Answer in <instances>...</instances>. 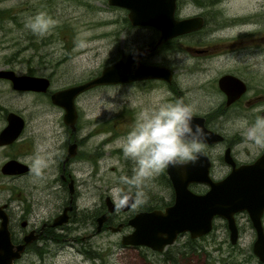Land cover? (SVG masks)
<instances>
[{
    "label": "rangeland",
    "instance_id": "1",
    "mask_svg": "<svg viewBox=\"0 0 264 264\" xmlns=\"http://www.w3.org/2000/svg\"><path fill=\"white\" fill-rule=\"evenodd\" d=\"M201 1L207 0H179V13L192 14L200 11L206 7V4L197 3ZM209 1L220 9L222 21L232 17H239L241 20L240 24H236L241 26L234 25L231 20L232 28L223 32L232 34L237 29L242 31L246 28H258L264 34V0ZM39 12L46 13L56 21L55 27L44 36L33 35L24 26L28 17ZM125 13V8L112 6L107 0H0V67L12 68L18 73L29 71L48 76L51 80L50 90L92 77L103 66L114 62L120 51L150 40L151 30L129 26L125 21ZM198 36L199 33L190 37ZM190 37L186 36L185 39ZM177 53H183L184 57L189 55L183 46L173 54L161 51L158 54L165 55L163 61L169 65L174 61H181L177 58ZM259 53L264 51L257 52ZM192 60L194 58H190ZM186 81L189 80L182 82ZM145 96L140 83L99 85L77 96L80 127L77 137H80L81 160L74 163L72 170L80 193L75 209L77 222L76 219L67 221V228L59 229L40 248L26 251L15 264L256 262L254 259L246 260L247 257L238 254L236 249V246H240L246 253L249 252L247 237L239 240V245H230L227 240L219 239L218 233L217 236L210 233L204 238L196 239L192 251L187 252H184V243L179 238L169 246L173 248L175 255L166 259L163 255L168 256L169 251L152 252L143 246L121 244V231L105 229L93 233V216L103 204L104 196L111 194L114 186L125 187L120 185L121 177L132 174L133 162L124 157L122 140L133 127L131 117L129 122L124 119L123 109L128 107L134 110L138 118L143 111L141 103ZM159 96L160 104L171 103L162 86ZM148 97L152 103V94ZM16 109L29 120L30 125L25 134V138L29 139L26 140L30 142L33 139L35 146L42 148L50 168L43 177L24 175L14 179L0 172V203H11L10 211L19 215L20 209H25L31 203L33 191L35 198L43 201L37 205L41 210L39 213L47 215L48 209L61 204L66 192L61 191L54 181L59 176L54 157L61 154V149L58 148V151L56 147L63 141V110L54 106L48 96L16 92L7 80L0 78V128L5 123V112ZM22 142L13 147H0V165L15 152L14 147H23ZM52 162L55 165L52 166ZM39 178L43 179L42 183ZM151 180L152 178L146 182L145 192L153 187ZM155 188L164 191V182L160 180ZM117 216L123 218L124 214L118 213ZM129 229V225H124L122 230Z\"/></svg>",
    "mask_w": 264,
    "mask_h": 264
},
{
    "label": "flooded vegetation",
    "instance_id": "2",
    "mask_svg": "<svg viewBox=\"0 0 264 264\" xmlns=\"http://www.w3.org/2000/svg\"><path fill=\"white\" fill-rule=\"evenodd\" d=\"M178 1L179 0H175L174 18L199 15L201 16L202 24L197 29L168 37L158 43V29L151 25H131L125 13V21L129 26L148 28L151 30L152 34L150 35L149 41L128 48L123 52L131 51L137 47H147V53L141 56L139 61L146 65H161L168 68L170 71L169 80L147 77L136 79L135 81L130 80L122 82L121 84H141L142 90L146 93L141 103L143 110L160 105L161 99L159 94L161 86L163 87V91L167 93L166 97L169 102L172 103L178 99H182L186 104L194 106V116L197 119L196 123L204 127L207 134L205 148L199 162L203 160L202 157H206L208 160L207 173L212 181L223 179L232 169L239 168L242 165L255 164L254 172L259 173V175H255L252 178L239 179V186L242 189L235 194V198L231 201L233 193H230L228 195V200L222 199L221 202L226 200L229 204H233L234 201H237L242 202L244 206L241 208H232L231 211H224V213L220 212L218 214H213L211 217V227L205 234L193 237L190 236L188 231L178 232L173 241L164 245L161 250H153L144 245L131 246H143L152 252L166 253L169 251L170 254L168 256H163L166 259H170L175 254L173 253V248L169 246L175 243L179 238H182L183 245L186 249L184 252H187L192 251L194 247L193 242H196V239H199V237L204 238L210 233H213V235L215 233V236H217L218 233L219 239H223V241L227 240L230 245H239L238 241L247 237L249 239V252L246 253L240 246H236L238 254L241 253L245 255L248 261L252 259L256 260L253 264H264V260H260L253 252V243L257 236L258 228L264 237V149L256 148L250 142L246 141L244 130L237 127V122L239 120L246 119L251 122L258 116H264V68H261V65L264 64V60L257 58V52L264 51V34H262L261 30L258 31V28H246L242 31L237 29L232 34L223 32L225 29L232 28L231 20L234 21V25L240 24V18L232 17L231 19L227 18L225 21H222L220 9L214 7V2H210L209 0L197 2L198 4H206V7L198 12L180 14L177 6ZM209 5L211 6L208 7ZM198 33L200 36L196 38L190 37ZM186 36L190 37L187 39L188 41L185 39ZM158 44L160 45L158 46ZM181 46L189 52V55L184 57L185 61H174L168 65L163 61V56L165 55L158 54L159 51L173 54V52H178ZM231 57L235 58L237 61H234ZM190 58H194V60L190 61ZM25 73L35 74L29 71ZM185 74L186 77H188L186 79ZM2 79L7 80L12 86L9 79ZM187 79L189 80L188 82H182ZM13 89L16 92L44 94L49 98L53 91L49 88L46 91ZM149 94H152V103L149 101ZM52 104L61 108L54 103ZM9 111L10 110H7L5 113L7 114ZM13 111H16L24 118L23 126L16 139L0 147H13L17 143L23 141V147H14L15 152H13L9 158H15L26 163L28 169L23 173L9 176L14 179L24 175L37 176L32 171V161L36 156L44 157L42 148L39 149L36 147L33 139L30 138L32 140L30 142L26 140L29 139L25 138L27 127L30 125L29 120L19 110L16 109ZM63 113V141L60 146L56 147V150H58V148L61 149V154H56L54 157L56 159V167L59 171V176L55 177L54 181L58 183L61 191H66L64 192V199L61 204L52 206L51 210L48 209L47 215H44L43 212L39 213L41 210L38 209L37 205L43 203V201L35 198L33 191H31V203L25 209L21 208L19 215L12 213V210L10 211L11 203H0V205L6 203L5 210L8 214V228L11 232L13 243H22L24 237L29 235L30 241L25 245L22 255L26 251L40 248L46 243L47 239L53 238L59 229L67 228V221L70 222L76 219V200L80 193L72 170L74 168V163L81 160L80 137H77V134L80 132L78 123L79 113L77 110L78 115L73 127L64 122ZM6 114L5 123L0 130L7 124ZM123 115L126 122H129L131 117V124L132 127H134L137 122L134 110L124 107ZM73 143L75 145L71 151L72 153L67 157L69 152L68 149ZM23 153L29 154V156H24ZM51 164L52 166L55 165L53 162ZM49 168L50 163L43 169L40 176H45L46 170ZM39 179L42 183L43 179ZM248 179L252 180L253 183H247ZM160 180L164 182V191H161L160 188H155ZM151 181L153 187H150V191L146 192L147 202L137 208L129 207L120 212H116L111 194H106L103 204L100 205L99 210L96 212L97 214L93 216L95 223L93 233L104 231L105 229L111 231L109 228L110 225L121 223L118 231H112H121V235L131 230L130 225L128 231H123L122 229L124 225H128L127 220L136 213L151 211L153 209L163 210L170 205L174 200V189L166 174V169L160 175L153 177ZM39 184L40 183H37L36 185L40 186ZM44 186L45 183L42 188H44ZM187 188L196 193H205L209 190L210 185L207 182L189 181L187 183ZM107 197H109L112 202V210L107 212V219L103 222L101 229L98 231L96 229V218L101 213L107 211ZM67 206H69L66 210L67 220L53 225V220L59 214L64 213V209ZM55 207L57 208L55 209ZM118 213L124 214V217H118ZM229 222L231 223L230 225ZM256 222L257 225L255 224ZM176 251L179 250L176 248ZM18 259L15 260L14 264ZM231 263L243 264V262L240 261L239 263L231 261ZM219 264H230V262Z\"/></svg>",
    "mask_w": 264,
    "mask_h": 264
},
{
    "label": "water",
    "instance_id": "3",
    "mask_svg": "<svg viewBox=\"0 0 264 264\" xmlns=\"http://www.w3.org/2000/svg\"><path fill=\"white\" fill-rule=\"evenodd\" d=\"M107 2L110 5L125 8L131 25H151L158 29L157 43L168 37L197 29L202 24L199 15L174 18L175 0H107ZM147 51V47H137L128 52L121 51L116 60L103 66L98 74L53 90L50 100L63 109L64 122L71 127L74 126L78 115L76 97L90 88L147 77L169 80L170 71L168 68L161 65H146L139 61ZM0 78L9 79L15 89L46 91L50 87L48 76L18 73L12 68L0 67ZM6 120L7 124L0 130V146L16 139L24 123L22 115L13 110L6 114ZM196 120L194 116V124H197ZM74 145L73 143L69 147L67 157L72 153ZM202 158L203 160L195 166L166 169V174L174 189L173 202L163 210L141 211L129 218L127 224L131 226V230L119 236L121 244L144 245L153 250H161L164 245L173 241L178 232L188 231L193 237L203 235L211 227L213 214L224 213V211H231L232 208L244 206L242 202L234 201L233 204H229L226 200L221 201L222 199L228 200L230 193H233L231 201L235 198V194L242 189L239 186V179L259 175L254 172L255 164L234 168L223 179L212 181L207 173L208 160L206 157ZM27 169L26 163L15 158L5 160L0 166V171L7 175L20 174ZM189 181L207 182L210 188L205 193H196L187 188ZM249 182L252 180L248 179L247 183ZM106 203L107 211L96 218L98 231L107 219V212L112 210V202L109 197H107ZM5 206L6 203L0 205V264H14L15 260L21 257L30 238L29 235H26L22 243H13ZM68 207L64 209V213L59 214L53 220V225L67 220L66 210ZM255 224L257 225V222ZM120 226L121 223H118L110 225L109 228L111 231H118ZM253 252L260 260H264V237L259 228L253 243Z\"/></svg>",
    "mask_w": 264,
    "mask_h": 264
},
{
    "label": "clouds",
    "instance_id": "4",
    "mask_svg": "<svg viewBox=\"0 0 264 264\" xmlns=\"http://www.w3.org/2000/svg\"><path fill=\"white\" fill-rule=\"evenodd\" d=\"M55 25L56 21L44 12L30 16L24 22L25 28L36 36L46 35ZM177 58L183 61L184 54L177 53ZM257 58L264 60V53L257 54ZM193 118L194 106L182 99L147 108L139 114L136 124L122 140L123 155L133 162V168L131 176L121 177L120 185L125 187L117 185L111 189L116 212L145 204L146 182L165 169L199 163L207 134L200 124L193 123ZM237 127L244 130L246 141L264 149V116L251 122L239 120ZM47 166L44 157L36 156L32 161V171L37 176Z\"/></svg>",
    "mask_w": 264,
    "mask_h": 264
},
{
    "label": "bare ground",
    "instance_id": "5",
    "mask_svg": "<svg viewBox=\"0 0 264 264\" xmlns=\"http://www.w3.org/2000/svg\"><path fill=\"white\" fill-rule=\"evenodd\" d=\"M160 44H158V46H159ZM155 47H157V46H155ZM135 81V80H134ZM125 229V228H124ZM127 229V228H126Z\"/></svg>",
    "mask_w": 264,
    "mask_h": 264
}]
</instances>
